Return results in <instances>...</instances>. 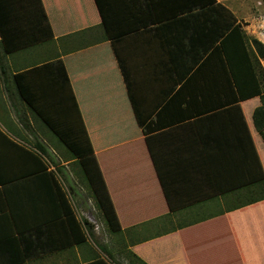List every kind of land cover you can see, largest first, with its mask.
<instances>
[{
  "label": "crops",
  "instance_id": "0c3cea01",
  "mask_svg": "<svg viewBox=\"0 0 264 264\" xmlns=\"http://www.w3.org/2000/svg\"><path fill=\"white\" fill-rule=\"evenodd\" d=\"M41 1L51 40L0 57V253H26L24 264H88L98 257L123 264L118 253H111V261L99 250V243L112 238L102 223L83 217L94 204L78 180L74 160L20 102L13 84L12 76L20 71L62 62L123 231L120 241L146 264H264V200L233 210L235 201L226 198L174 212L167 205L155 166L168 192L202 193V163L222 159L232 131L229 115L218 121L190 116L200 107L187 105L191 94L182 91L183 81L172 66V29L149 25L117 44L129 73L130 96L140 112L151 114L153 165L93 1ZM136 1L142 7L144 0ZM216 1L240 22L235 10ZM196 97L197 102L208 99L203 92ZM261 105L259 96L239 103L264 174V151L256 138L264 142L253 124ZM64 198L75 220L66 216Z\"/></svg>",
  "mask_w": 264,
  "mask_h": 264
},
{
  "label": "trees",
  "instance_id": "16d2710c",
  "mask_svg": "<svg viewBox=\"0 0 264 264\" xmlns=\"http://www.w3.org/2000/svg\"><path fill=\"white\" fill-rule=\"evenodd\" d=\"M92 1L103 39L111 43L135 121L145 135L153 165L156 163L148 137L153 130V122H148L151 114L140 112L130 96L129 73L117 48L122 36L153 24L162 29L171 28L172 41H176V48L171 51L176 77L179 83L183 81L181 90L191 94L187 105L199 103L200 107L190 116L199 121H218L222 115L230 117L231 139L220 157L222 159L202 163L206 173L201 181L205 186L204 192L188 195L168 192L155 166L170 212L214 198L235 201L236 205L229 210L263 201V170L239 106L242 101L260 97L262 105L254 110L253 124L264 142V76L257 71L258 61L264 59L262 43L255 38L247 41L235 15L216 0H144L142 7L136 0ZM51 38L41 0H0V57L46 44ZM33 77L38 81H33ZM12 80L20 102L44 124L74 160L79 182L87 189L106 231L119 245L116 247L113 243L111 247H99V250L111 261H114L111 253H122L130 259L129 264H146L120 241L123 231L62 62L20 71L12 76ZM47 82H51L49 87ZM201 92L203 96L208 95L205 102H197L200 97L196 94ZM57 107L62 109V114L54 113ZM34 157L37 159V155ZM41 167L46 170L43 163ZM51 177L61 192L57 180L53 175ZM181 198L185 199L181 201ZM64 204L66 216L75 220V212L65 198ZM83 224L87 225V221ZM81 242H85L83 234ZM27 259L26 253H0V264H24ZM88 264L112 263L98 257L97 261Z\"/></svg>",
  "mask_w": 264,
  "mask_h": 264
},
{
  "label": "rangeland",
  "instance_id": "374dc122",
  "mask_svg": "<svg viewBox=\"0 0 264 264\" xmlns=\"http://www.w3.org/2000/svg\"><path fill=\"white\" fill-rule=\"evenodd\" d=\"M222 1L225 2V4H228L232 8V10H235V14L240 19V22L243 26L247 41H249L251 38H255L259 42H261L262 45L264 46V0H228V1L222 0ZM222 5H224V4H222ZM242 18H245L246 21H244V19H242ZM64 38H66V37H64ZM258 62H259V67L257 68V71H258V73H260L264 76V59H260ZM256 140H257L258 148L262 153V151H264V144L262 143V141H258V138H256ZM60 146L64 149V146H62L61 144H60ZM85 190H87V189H85ZM87 194H88V192H87ZM93 207H94L93 212H86L85 211L83 217L88 218L91 223L100 222L103 224V220L100 217L99 212L97 211V209L94 205H93ZM105 231H106V229H105ZM106 233L108 235L107 231H106ZM107 235H106V237H107ZM111 238H112V236H111ZM113 243H115V241L112 238V241H109L108 243H104V242L102 244L99 243L98 247L109 248V247H111V245H113ZM118 246L119 245L116 244V247H118ZM122 255L123 254L120 253L117 256H120L123 264H129L130 259L127 257H124Z\"/></svg>",
  "mask_w": 264,
  "mask_h": 264
}]
</instances>
